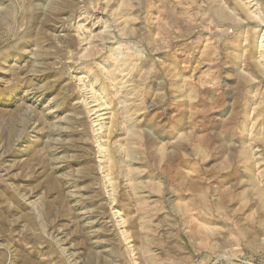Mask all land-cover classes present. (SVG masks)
Wrapping results in <instances>:
<instances>
[{
    "label": "rangeland",
    "instance_id": "1",
    "mask_svg": "<svg viewBox=\"0 0 264 264\" xmlns=\"http://www.w3.org/2000/svg\"><path fill=\"white\" fill-rule=\"evenodd\" d=\"M0 264H264V0H0Z\"/></svg>",
    "mask_w": 264,
    "mask_h": 264
}]
</instances>
